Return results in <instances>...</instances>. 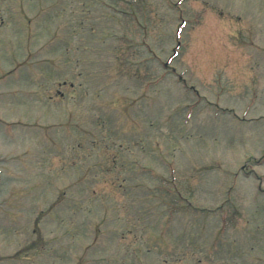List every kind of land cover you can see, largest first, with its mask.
Returning a JSON list of instances; mask_svg holds the SVG:
<instances>
[{
  "label": "rangeland",
  "instance_id": "obj_1",
  "mask_svg": "<svg viewBox=\"0 0 264 264\" xmlns=\"http://www.w3.org/2000/svg\"><path fill=\"white\" fill-rule=\"evenodd\" d=\"M251 169L264 0H0V264H264Z\"/></svg>",
  "mask_w": 264,
  "mask_h": 264
}]
</instances>
